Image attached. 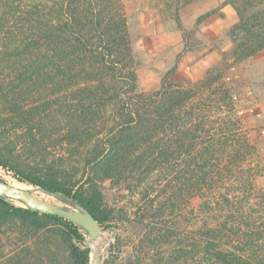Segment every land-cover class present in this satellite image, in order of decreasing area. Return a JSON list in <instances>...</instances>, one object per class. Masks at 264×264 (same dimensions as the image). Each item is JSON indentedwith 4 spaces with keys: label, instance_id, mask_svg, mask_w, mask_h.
<instances>
[{
    "label": "trees",
    "instance_id": "16d2710c",
    "mask_svg": "<svg viewBox=\"0 0 264 264\" xmlns=\"http://www.w3.org/2000/svg\"><path fill=\"white\" fill-rule=\"evenodd\" d=\"M225 4L239 18L229 32L234 62L264 51V0ZM185 52L147 94L122 0H0V119L9 127L0 136L13 137L46 172H25L1 156L0 168L22 185L73 198L103 229L123 212L111 207L108 182L116 192L139 193L140 225L185 212L199 198L191 213L202 224L192 235L182 220L156 237L178 245L180 259L264 264L259 150L223 71L197 83L174 80ZM87 239L72 222L0 197V264H90Z\"/></svg>",
    "mask_w": 264,
    "mask_h": 264
},
{
    "label": "rangeland",
    "instance_id": "374dc122",
    "mask_svg": "<svg viewBox=\"0 0 264 264\" xmlns=\"http://www.w3.org/2000/svg\"><path fill=\"white\" fill-rule=\"evenodd\" d=\"M122 1L140 91L151 94L159 90L163 77L175 65L177 56L183 51L186 52L174 80L197 83L209 71H223L224 81L231 88L244 127L252 143L258 148L259 160L264 167V51L245 61L234 62L229 32L239 18L235 9L230 4H225L229 0ZM214 9H219L215 14L219 18L210 24L211 30L205 25V21L197 25L199 17ZM3 128L9 127L5 126L4 119H0V131ZM53 155L67 161L75 160L63 151H57ZM0 156L17 161L25 172H46L41 162L34 161L21 147H17L13 137L0 136ZM13 175V172L0 168L1 179L18 183ZM257 185L264 188V173L257 178ZM24 188L34 189L30 185H24ZM104 193L111 207L123 211L116 216L114 222L108 224L98 240L102 258L108 264H213L204 255L196 261L190 256L180 259L182 254L179 253L178 245H169L156 237L157 232L166 227V230L172 232L175 229L173 227L182 220L183 228L187 230L185 233L192 235L202 224V221L192 220L191 213V209L196 212L202 203L199 198L192 200L185 212L172 214L169 210L167 219L157 220V226L155 223L149 226L140 225L134 219V213L142 205L139 193L116 192L109 182L104 184ZM35 195L55 201L39 192H35ZM153 231H156L153 233L155 236H152ZM172 243H176V240H172Z\"/></svg>",
    "mask_w": 264,
    "mask_h": 264
},
{
    "label": "water",
    "instance_id": "95a60500",
    "mask_svg": "<svg viewBox=\"0 0 264 264\" xmlns=\"http://www.w3.org/2000/svg\"><path fill=\"white\" fill-rule=\"evenodd\" d=\"M19 182V181H18ZM21 183V182H20ZM35 190H23L11 186L8 181L0 179V197L8 201H17L25 205L33 212L52 215L81 227L88 233L87 245L91 249V262L95 264H106L101 255L100 248L92 250L91 246L95 244L104 234V229L97 219L79 204L73 198H68L63 194L47 190L45 188L36 187ZM39 190L46 196L55 201L42 199L35 195V191Z\"/></svg>",
    "mask_w": 264,
    "mask_h": 264
},
{
    "label": "bare ground",
    "instance_id": "6f19581e",
    "mask_svg": "<svg viewBox=\"0 0 264 264\" xmlns=\"http://www.w3.org/2000/svg\"><path fill=\"white\" fill-rule=\"evenodd\" d=\"M11 186H13V187H15V188H18V189H23V190H35V189H37V188H34V189H26V188H24V185L19 184V183H15L14 185H11ZM35 192L42 193V192H40L39 190H36ZM42 194H43V193H42ZM11 201H13V200H11ZM13 202H15L16 204H18V205L21 206V207H25V205H23V204L20 203V202H17V201H13ZM91 248H92V250H94V249H96V248H99V247H98V241H97L95 244H93V245L91 246ZM92 264H95V263H92Z\"/></svg>",
    "mask_w": 264,
    "mask_h": 264
},
{
    "label": "crops",
    "instance_id": "0c3cea01",
    "mask_svg": "<svg viewBox=\"0 0 264 264\" xmlns=\"http://www.w3.org/2000/svg\"><path fill=\"white\" fill-rule=\"evenodd\" d=\"M225 10H226V8H225ZM217 18H219V17H217L216 15L212 16L211 18H209L208 20H206L207 22L205 21V25L208 28H210V30H211V25L210 24H212L213 22H216V20H218Z\"/></svg>",
    "mask_w": 264,
    "mask_h": 264
}]
</instances>
